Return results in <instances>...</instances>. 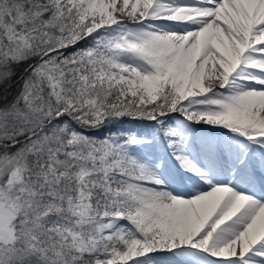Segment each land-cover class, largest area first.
<instances>
[{"label":"snow or ice","instance_id":"6c2138e0","mask_svg":"<svg viewBox=\"0 0 264 264\" xmlns=\"http://www.w3.org/2000/svg\"><path fill=\"white\" fill-rule=\"evenodd\" d=\"M0 264H264V0H0Z\"/></svg>","mask_w":264,"mask_h":264}]
</instances>
